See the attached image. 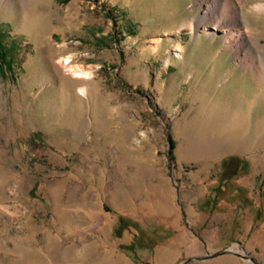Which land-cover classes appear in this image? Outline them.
<instances>
[{
	"label": "rangeland",
	"instance_id": "1",
	"mask_svg": "<svg viewBox=\"0 0 264 264\" xmlns=\"http://www.w3.org/2000/svg\"><path fill=\"white\" fill-rule=\"evenodd\" d=\"M165 3L0 0V264H264V0Z\"/></svg>",
	"mask_w": 264,
	"mask_h": 264
},
{
	"label": "crops",
	"instance_id": "2",
	"mask_svg": "<svg viewBox=\"0 0 264 264\" xmlns=\"http://www.w3.org/2000/svg\"><path fill=\"white\" fill-rule=\"evenodd\" d=\"M164 1L166 2L165 6L167 5L168 7H171L170 9L178 8V9H176V10H178V12L175 11L174 13H172V12L167 13V17L170 19L171 24H172V26L170 27V30L175 31V30H178L180 28H185L184 27L185 22H189L190 20H195L193 13L190 12L188 9L190 0H186V3L184 2V0H164ZM184 9H186V12L188 9V14L184 15V17L182 15L179 16L180 13L184 11ZM168 249H170L169 246H166V247L160 249L161 252L159 253V257L161 259H166L169 257L168 255L170 252H168ZM226 254L227 253H222V256H224V257H221L220 260L223 261V260L228 259L229 257L226 256Z\"/></svg>",
	"mask_w": 264,
	"mask_h": 264
},
{
	"label": "bare ground",
	"instance_id": "3",
	"mask_svg": "<svg viewBox=\"0 0 264 264\" xmlns=\"http://www.w3.org/2000/svg\"><path fill=\"white\" fill-rule=\"evenodd\" d=\"M231 11H229V14L228 16L231 17L232 21L236 22L239 18H238V15L236 14V11L234 10V6L231 5V8H230ZM212 17H216L214 16L213 14L211 15ZM217 16V19H216V26L217 27H222L223 25H221V18ZM214 19V18H213ZM198 26V25H197ZM247 35L246 34H239V35H236V36H233V40L232 42L236 43V44H242L243 43V39L246 38ZM63 62L65 64L66 67H68V70H70V72L73 74V76L75 77H83V78H88L91 76V72L89 71H85L84 69L82 68H79L77 65H70V59L67 58V59H63ZM79 93L81 95H86L87 93V90L85 87H82L80 90H79Z\"/></svg>",
	"mask_w": 264,
	"mask_h": 264
},
{
	"label": "trees",
	"instance_id": "4",
	"mask_svg": "<svg viewBox=\"0 0 264 264\" xmlns=\"http://www.w3.org/2000/svg\"><path fill=\"white\" fill-rule=\"evenodd\" d=\"M2 33L3 32L0 30V67L1 68H3L4 66L10 67L14 61V56L11 53L12 47L5 43V40L3 38ZM171 146H172V150L170 152L172 153L173 148L175 146L174 140H171ZM172 157H173V155H172ZM240 160H244V159H242V157L237 156V155H231L225 159V163H226V165H232L233 163H236V165H238L237 163Z\"/></svg>",
	"mask_w": 264,
	"mask_h": 264
},
{
	"label": "water",
	"instance_id": "5",
	"mask_svg": "<svg viewBox=\"0 0 264 264\" xmlns=\"http://www.w3.org/2000/svg\"><path fill=\"white\" fill-rule=\"evenodd\" d=\"M225 251H234V250L231 247H226L221 252H225Z\"/></svg>",
	"mask_w": 264,
	"mask_h": 264
}]
</instances>
